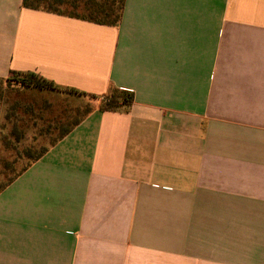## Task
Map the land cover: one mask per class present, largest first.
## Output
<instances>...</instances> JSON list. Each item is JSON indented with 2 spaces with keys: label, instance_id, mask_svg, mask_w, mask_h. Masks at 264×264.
<instances>
[{
  "label": "crops",
  "instance_id": "crops-1",
  "mask_svg": "<svg viewBox=\"0 0 264 264\" xmlns=\"http://www.w3.org/2000/svg\"><path fill=\"white\" fill-rule=\"evenodd\" d=\"M0 0V78L129 92L0 193V264H264V0H125L114 27Z\"/></svg>",
  "mask_w": 264,
  "mask_h": 264
},
{
  "label": "rangeland",
  "instance_id": "rangeland-1",
  "mask_svg": "<svg viewBox=\"0 0 264 264\" xmlns=\"http://www.w3.org/2000/svg\"><path fill=\"white\" fill-rule=\"evenodd\" d=\"M99 100L85 96H77L66 92L39 90L21 87L11 82H0V185L15 176L28 163L22 155L18 158L17 151L11 150L12 145L22 152L31 147L34 154L41 147H46L59 134L61 126L67 127L81 118L88 111L95 109ZM15 107V116L11 118L17 132L10 136V147L7 149V135L12 129L11 122L5 117L9 109ZM50 128V129H49ZM12 132V130H11ZM5 134V139L3 138ZM19 137V141L16 137ZM6 143V148H4ZM16 160L12 167H7L4 160ZM12 161V162H13Z\"/></svg>",
  "mask_w": 264,
  "mask_h": 264
},
{
  "label": "trees",
  "instance_id": "trees-1",
  "mask_svg": "<svg viewBox=\"0 0 264 264\" xmlns=\"http://www.w3.org/2000/svg\"><path fill=\"white\" fill-rule=\"evenodd\" d=\"M125 0H22L21 7L29 10L42 11L46 13H51L59 16H65L73 19L83 20L99 25L112 26L114 27L117 21L120 19L123 9V4ZM1 81L11 82L18 84L25 88L34 89H47L50 91L66 92L68 94H74L77 96H85L90 99L99 100L98 106L88 111L81 118L73 121L69 126H61L59 128V134L52 142L46 147H41L39 152L34 154L31 147H26L21 152L16 149L15 145L10 147V136L13 137L14 133L17 132L15 124L13 127L11 118L15 116V107L12 106L11 109L5 114V117L12 124V132L7 135V149L16 150V155L21 158L22 155L28 160L26 166L18 172L15 176L9 178L7 181L0 185V193L8 187L12 182H14L25 170H27L34 162L38 161L52 146H54L58 141H60L64 136H66L74 127H76L84 118H86L90 113L97 110L99 112H112V113H127L133 103V96L129 92L110 89L105 95L97 96L93 94H87L81 91H77L71 88H63L54 84L37 73L34 72H10L6 78H0ZM50 129V128H49ZM14 132V133H13ZM4 134V139H5ZM19 141V137H16ZM6 143H4V148H6ZM7 167H12V164L16 160H4ZM13 161V162H12Z\"/></svg>",
  "mask_w": 264,
  "mask_h": 264
}]
</instances>
